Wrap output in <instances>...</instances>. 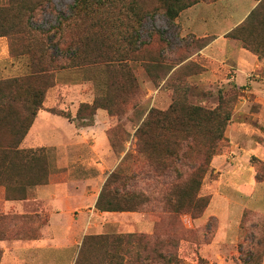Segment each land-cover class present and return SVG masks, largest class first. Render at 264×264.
<instances>
[{"label": "rangeland", "instance_id": "374dc122", "mask_svg": "<svg viewBox=\"0 0 264 264\" xmlns=\"http://www.w3.org/2000/svg\"><path fill=\"white\" fill-rule=\"evenodd\" d=\"M9 1L0 0V6L9 4ZM131 1L122 0L115 8L107 5L105 10L102 8L78 15L71 9L74 0H41L42 4L33 15V25L37 29L33 43L38 46L50 43L48 46H51L52 53L57 54L58 63L68 65L56 70L57 83L53 91H50V94H54L46 101L43 109L55 107L65 110L71 116L63 118L41 111L33 129L52 123L50 130H56L58 135L64 130L63 119L74 122L78 128L86 127L80 125L76 113L82 102L93 101L97 94L94 77L100 72L102 63L71 66L64 50L70 45L84 49L87 42L90 58L94 61L127 56L126 61L136 75L140 89L138 94L129 95L131 98L125 105L123 116L111 118L108 114V118L100 117L101 130L106 128V135L108 139L111 135L114 146L109 140V147L105 146L101 151L100 156L104 157L107 165L104 163L101 166L103 171L99 169L101 176L89 187L91 191L81 195L82 202L73 207L71 214L62 215L64 226L57 229L61 242L37 250L27 247L25 241L42 237L50 212L44 205H36L35 202L26 206L28 211L23 214L16 212L14 206L8 210L5 191L0 186V264H75L85 235L130 232L170 241L167 247L179 258V264H242L241 244L244 249L258 248L257 239L251 243L250 237L253 234L264 237V96L252 93L249 82L236 83L232 79H225L222 74L209 75V69L203 65L206 62L197 55L205 41L202 34L192 30L183 32L178 17L173 22L168 20L162 0H136L138 10L140 6L141 10L149 11L143 24L138 22L135 13L127 10ZM224 1L199 0L183 11L189 10L202 18L205 11L211 14L218 6L221 9V2ZM21 25L16 33L17 38H11L13 46L16 45L19 51L30 41L29 32L22 29ZM0 38H4L8 46L9 39ZM56 42L59 48L52 46ZM14 58L13 72L0 78L28 72V56ZM146 63L152 75L146 70ZM160 64L167 66L166 69L174 66L172 71L178 67L176 75L166 80L162 76L165 67L159 68ZM182 80L189 87L187 94L191 103L214 108L219 103L220 94L231 98L227 103L233 112L225 131L227 141L224 142L221 154H218L224 155L227 160L223 165L214 164L215 155L211 163L213 175L208 174L203 180L201 193L211 196L208 207L197 218L187 213L174 215L157 203L135 213L110 214L96 209L95 196L114 170L127 176L122 186L124 189L161 194L160 182L156 177L148 175L151 167L138 150L135 134L138 123L151 108L167 109L171 105L174 88ZM44 114H48V118ZM237 121L240 124H235ZM44 155L50 175H53L49 180L54 183L74 175H94L98 169V165L93 163L97 167H91V171H80L82 164L75 162L66 175L62 173V167H58V161H64L65 154L61 149L57 146L46 147ZM172 178L173 174L160 180L170 181ZM34 187L30 189L29 199L34 196ZM82 222L83 230H79L72 238L70 234ZM13 250H16V258L8 254Z\"/></svg>", "mask_w": 264, "mask_h": 264}, {"label": "trees", "instance_id": "16d2710c", "mask_svg": "<svg viewBox=\"0 0 264 264\" xmlns=\"http://www.w3.org/2000/svg\"><path fill=\"white\" fill-rule=\"evenodd\" d=\"M120 1L74 0L71 9L76 14L88 13L102 8L105 10L107 5L115 8ZM162 1L164 13L171 22L175 21L181 11L199 2ZM257 1L245 19L225 36L239 40L243 47L264 59V0ZM41 4V0H10L9 4L0 6V37L9 39V54L13 57L28 56L27 73L0 78V186L4 188L6 200L29 199L33 186L46 184L50 179L44 155L46 147H20L39 111L44 108L50 91L56 86V70L68 66L58 63L57 54L50 51V43L38 46L32 41L37 36L32 18ZM139 9L142 8L139 6ZM127 10L135 13L141 24L149 13L148 10H138L136 0L127 5ZM20 25L29 32L30 38L21 51L11 42V38H17ZM216 37H202L205 39L202 48ZM52 46L59 48V43ZM84 47L81 49L70 45L64 48L71 66L102 63L100 72L94 77L97 94L92 102L80 104L76 119L82 126L93 125L98 109L107 110L111 118H120L125 114V105L131 98L129 95L138 94L140 89L137 77L126 61L127 56L94 61L90 58L87 42ZM158 67H165L162 76L166 80L176 75L178 69L172 71L174 66L166 69L167 66L163 64ZM145 68L152 75L149 64L146 63ZM179 83L174 88L171 105L167 109L151 108L138 123L135 134L138 150L151 167L148 175L156 177L160 182L161 194L124 189L122 186L127 176L114 170L101 187L95 203L96 209L143 211L148 205L157 203L174 215L187 213L197 218L208 207L211 196L201 193L203 180L206 175H213L212 159L221 154L224 142L227 141L225 131L233 114L232 107L227 103L231 98L220 94L217 106L208 108L189 102L188 85L183 84V80ZM48 110L66 118L71 117L62 109L51 107ZM109 140L114 146L111 135ZM171 174L173 178L170 181L160 180ZM255 238L258 248L244 249L241 244L242 264H262L264 237L253 234L250 242L253 243ZM168 245L170 241L143 233L87 234L79 247L75 264H179V258L169 250Z\"/></svg>", "mask_w": 264, "mask_h": 264}, {"label": "crops", "instance_id": "0c3cea01", "mask_svg": "<svg viewBox=\"0 0 264 264\" xmlns=\"http://www.w3.org/2000/svg\"><path fill=\"white\" fill-rule=\"evenodd\" d=\"M237 1L236 3L227 1L221 2L223 6L221 9H219L218 6V9L214 10L211 14L205 11L202 13V18L198 17L197 14L189 12V10H185L178 16L177 21L182 26L183 32L192 30L195 33L202 34V37L209 35L217 36L197 54L199 58L206 62L203 65L209 69V75L216 76L222 74L225 75V79H232L236 83L249 82L252 85V93L264 96V59L259 58L256 54L243 47L239 40L225 36L227 32L241 23L258 3L257 0ZM14 59L15 58L9 54L6 40L0 38V76H8V74L13 72L15 69ZM229 73L232 74L230 75ZM53 94L54 93L51 92L50 96H48V100ZM41 111L49 113L52 116L58 115L44 109H41L39 113ZM235 114H237V112H235ZM44 115L48 118V114ZM95 117L96 122L93 125L83 128H78L74 122H66L65 119H63L64 130H61V133L58 135L56 134V130H50V126L53 125L52 123H48L49 125L47 124L46 126L39 125L35 129H33V123L28 134L21 143L20 147L22 148L57 146V148L61 149L65 154L63 157L64 161H58V167H62V173L66 175L69 174L71 171L70 168H72L71 165L75 162L79 165L82 164L80 171L87 169L91 171V169H93L91 167H97L96 165H98V169L95 168L94 175H74V177L61 182L54 183L49 180L46 184L35 186V193L32 199L6 200L7 209L14 206L16 207V212L21 214L27 212L26 206H29L33 202H35L36 205H44L45 209L50 212V219L42 230V237L25 241L27 247H33L37 250L46 245H56L61 242V239H58L57 229L60 226H64L62 215L71 214L73 207L82 202L81 195L91 191H89V187L93 186V183L101 176L98 172L99 169L103 171L101 166H103L104 163L107 165V161L104 160V157L100 156V153L105 149V146L107 148L109 147V139L105 132L106 128L101 130L99 120L100 117L108 118V112L105 109H98ZM238 122L239 121L235 124H240ZM94 132L96 133L95 135ZM99 158H101L102 161ZM226 160L227 157L224 155H217L214 157L213 163L223 165ZM93 163L96 165L94 166ZM90 164H92V166H90ZM74 169L76 168L74 167ZM52 176L53 175H50V179ZM99 192L100 189L95 196L94 203L97 200ZM103 212L110 214L135 213L134 211ZM83 225L84 222L80 223L78 229L74 230L70 236L74 238V235L77 234L79 230H83ZM8 254L12 255L13 258L17 257L16 250L9 251Z\"/></svg>", "mask_w": 264, "mask_h": 264}]
</instances>
